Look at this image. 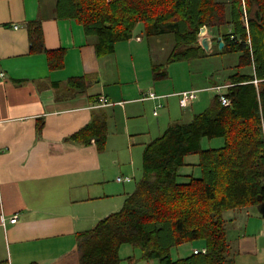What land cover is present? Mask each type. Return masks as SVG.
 <instances>
[{
  "label": "crops",
  "instance_id": "crops-1",
  "mask_svg": "<svg viewBox=\"0 0 264 264\" xmlns=\"http://www.w3.org/2000/svg\"><path fill=\"white\" fill-rule=\"evenodd\" d=\"M96 44L77 21L59 17L57 0H0V71L5 73L0 79V264H73L79 236L120 211L133 193L153 136L209 109L214 100L205 96L209 91L227 96L236 73L254 72L239 69L238 60L236 73L224 82L195 86L173 81L167 72L155 74L152 45L136 30L111 54L99 55ZM145 50L149 53L142 55ZM117 56L132 64L124 69L123 82L115 75ZM185 91L199 92L190 107L181 108L179 94ZM151 92L158 98H149ZM95 123L104 125V148L95 137L72 139ZM212 141L204 138L202 149L218 148ZM201 177L200 156H186L179 183ZM15 215V224L3 226V217ZM223 218L225 264H264V215L258 207L226 211ZM182 246L188 249L178 258L171 252L173 260L206 243L175 248Z\"/></svg>",
  "mask_w": 264,
  "mask_h": 264
},
{
  "label": "trees",
  "instance_id": "trees-1",
  "mask_svg": "<svg viewBox=\"0 0 264 264\" xmlns=\"http://www.w3.org/2000/svg\"><path fill=\"white\" fill-rule=\"evenodd\" d=\"M57 12L95 37L101 56L113 53L142 24L148 37L173 36L168 63L197 60L211 53L199 43L207 27L216 33L217 48L220 38L224 42L222 54H239L237 67L254 69L232 77L230 106L216 96L209 109L170 125L145 146L135 190L120 211L79 236L76 251L78 264H121L124 245L159 264H225L224 212L264 203V0H57ZM103 126L92 124L72 139L95 137L102 149ZM204 138H222L224 145L203 150ZM193 154L200 156L202 177L181 184L179 171ZM198 240L205 241L206 254L172 259L173 248Z\"/></svg>",
  "mask_w": 264,
  "mask_h": 264
},
{
  "label": "rangeland",
  "instance_id": "rangeland-1",
  "mask_svg": "<svg viewBox=\"0 0 264 264\" xmlns=\"http://www.w3.org/2000/svg\"><path fill=\"white\" fill-rule=\"evenodd\" d=\"M245 22L247 23V19L249 15L246 13ZM144 26L139 24L136 27V34L144 38L145 42L149 41L152 45V56L154 60V64L158 66V70H155V74L162 75L167 72L170 75L171 80L173 81H181V83H192L195 86L208 85L212 80L216 82H224L230 74L236 73V66L239 60V54H222L216 46L217 40H215L213 34L216 33L208 31V36L211 37L213 41L214 48L211 50V53L199 58L198 60H193L191 62H175L168 63V59L170 56V52L173 48V36L171 34L160 35L157 37H148L143 33ZM200 39V37H199ZM149 51L145 50L142 55L148 54ZM115 66L118 67L119 71L116 72V79H120L121 82L124 81L126 75L123 74L124 69H126L131 63H129V59H124L120 57H114ZM132 62V61H131ZM133 63V62H132ZM132 65V64H131ZM249 68H246V72L249 71ZM127 71V70H126ZM245 71V70H244ZM120 77L118 78V76ZM218 95V93H217ZM206 97L210 99H214L216 96V91H209L205 94ZM164 111V110H163ZM162 111V112H163ZM155 134V133H153ZM160 135H154L153 138H156ZM213 143V147L223 146V139H213L211 142ZM142 175V169L137 177L136 183H133V187L135 190L136 184L140 179L139 176ZM191 248V246H190ZM188 249V246L179 247L171 250L172 256L174 258H178L177 254H183L184 250ZM179 251V252H178ZM189 253V252H188ZM187 256L186 255H182ZM120 257L122 258L121 264H132V262L128 259L132 257L134 259L133 264H148L145 260L141 259L142 251L140 249L134 248L131 245H124L120 250ZM78 256L75 255L72 257L71 263L78 264ZM157 261V260H156ZM158 264V261L155 262Z\"/></svg>",
  "mask_w": 264,
  "mask_h": 264
},
{
  "label": "built area",
  "instance_id": "built-area-1",
  "mask_svg": "<svg viewBox=\"0 0 264 264\" xmlns=\"http://www.w3.org/2000/svg\"><path fill=\"white\" fill-rule=\"evenodd\" d=\"M247 23H248V21H247ZM207 35H208V33H207ZM201 42H202V38L200 37V39H199L200 45H201ZM4 77H5V73L0 71V79H4ZM255 82H257V81H255ZM213 89L220 90L221 87H215ZM198 92L199 91H185V92L180 93L179 94V97H180L179 105L181 106V108L190 107L191 103L197 98ZM149 98L157 99L158 96H156V94L154 92H151L149 94ZM218 99H219L220 103L225 107H228L231 105V100L226 95H224L222 93L218 95ZM154 114L155 115L158 114V108L155 109ZM261 129H262V136L264 139V120H262ZM117 180L119 182H124V181L129 182V181H131V178L130 177H125V178L119 177ZM17 220H18V215L11 217L9 220L3 217L2 218V224H3V226H6L7 222H10L11 224H15L17 222ZM206 253H207L206 248L194 251V254H206Z\"/></svg>",
  "mask_w": 264,
  "mask_h": 264
},
{
  "label": "water",
  "instance_id": "water-1",
  "mask_svg": "<svg viewBox=\"0 0 264 264\" xmlns=\"http://www.w3.org/2000/svg\"><path fill=\"white\" fill-rule=\"evenodd\" d=\"M208 33V29L207 27H203L200 31L199 36L202 38V42H201V46L203 47V49L206 52H210L212 47H213V41L211 40V37H209L207 35ZM220 43H219V49H222L224 47V42L222 41V39H219ZM258 209L260 211L261 214L264 215V203H262L261 205L258 206Z\"/></svg>",
  "mask_w": 264,
  "mask_h": 264
}]
</instances>
